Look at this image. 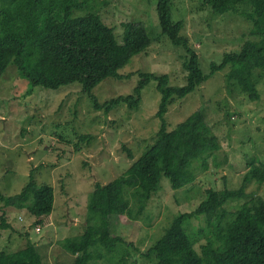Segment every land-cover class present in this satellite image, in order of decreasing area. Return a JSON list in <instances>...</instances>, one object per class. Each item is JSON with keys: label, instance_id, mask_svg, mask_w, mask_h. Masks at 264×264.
<instances>
[{"label": "rangeland", "instance_id": "1", "mask_svg": "<svg viewBox=\"0 0 264 264\" xmlns=\"http://www.w3.org/2000/svg\"><path fill=\"white\" fill-rule=\"evenodd\" d=\"M174 17L183 22L181 35L189 39L198 54L205 75L212 64H221L224 55L239 52L244 43L258 41L250 31L251 7L242 5L237 12L216 14L203 0H173ZM92 5L121 41L125 23H142L153 44L134 56L119 70L122 79L109 78L94 94L104 104L119 96L132 95L139 73L169 75L171 84L184 86L187 71L185 50L160 37L162 29L157 0H94ZM83 11L79 10L77 14ZM185 60V61H184ZM230 66L211 75L193 93L176 98L166 119L176 129L196 110H203L206 121L218 137L221 149L210 159V169L197 166L194 184L179 190L165 175L139 221L114 217L113 234L126 241L128 264H152L144 254L183 213L193 212L208 189H239L248 164L264 162V70H255L261 98L251 100L247 92L226 75ZM10 64L0 79V192L17 195L34 173L37 185L55 188L54 212L39 219L26 209L5 206L0 200V222L4 215L11 229L0 232V253H13L32 243L38 246L44 264H73L75 256L63 247L67 238L81 236L87 228L88 205L97 183L106 185L124 174L158 138L162 126L157 116L162 102L158 82L142 91L140 107L132 110L121 104L110 113L97 109L80 84L59 90L34 88ZM90 135V140H82ZM130 150L134 159H130ZM197 163V162H195ZM249 196L229 201L231 210L255 195L264 197V186L248 185ZM204 217L194 218L187 226L195 248L201 251L211 231ZM36 228H41L37 232ZM200 229L207 230L204 234ZM92 264H114L110 253ZM115 258V255H113ZM113 259V260H112Z\"/></svg>", "mask_w": 264, "mask_h": 264}, {"label": "trees", "instance_id": "2", "mask_svg": "<svg viewBox=\"0 0 264 264\" xmlns=\"http://www.w3.org/2000/svg\"><path fill=\"white\" fill-rule=\"evenodd\" d=\"M93 1L0 0V79L9 65L14 64L19 76L29 82L30 91L59 90L80 84L82 93L106 113L121 104L136 110L145 87L158 82L162 102L157 116L162 126L157 140L124 174L109 184L97 183L89 199L85 233L63 241L65 250L75 256L73 264H92L105 258L102 251L111 254L116 260L114 264H128L129 253L122 249L126 241L113 234L112 218L139 221L158 192L163 175L171 180L175 190L190 186L197 180L196 166L208 172L210 159L214 161L221 149L203 110L194 111L176 129H169L166 116L175 99L185 98L228 66L231 68L226 75L228 82H236L251 100L261 98L253 73L264 70V0H203L216 14L240 11L242 5L251 7L250 34L259 39L244 43L239 52L225 54L221 64L211 65L209 75L203 73L189 39L181 35L183 22L174 17V1L157 0L160 37L186 52L183 63L186 85H172L169 75L139 73L140 80L132 95L119 96L104 104L94 90L109 78L122 79L119 70L134 56L146 52L153 39L144 24L125 23L119 41L114 29L92 5ZM79 10L83 12L77 14ZM81 139L90 140L91 136L83 135ZM127 151L130 159H134L132 152ZM33 176L32 172L30 181L17 195L0 192V200L5 206L28 210L41 224L44 217L54 212L56 191L50 185H37ZM252 183L264 186V162L248 164L239 189H208L197 208L176 217L144 255L154 259L152 264H264V197L252 194L233 210L226 206L229 201L248 197L246 189ZM200 217H204L206 229L212 235L207 236L198 252L187 226ZM7 229L11 226L3 215L0 232ZM207 230L200 229L198 233L202 235ZM36 231L41 232V228ZM0 264L44 262L38 246L29 243L13 253L1 252Z\"/></svg>", "mask_w": 264, "mask_h": 264}, {"label": "built area", "instance_id": "3", "mask_svg": "<svg viewBox=\"0 0 264 264\" xmlns=\"http://www.w3.org/2000/svg\"><path fill=\"white\" fill-rule=\"evenodd\" d=\"M40 230V229H39Z\"/></svg>", "mask_w": 264, "mask_h": 264}]
</instances>
